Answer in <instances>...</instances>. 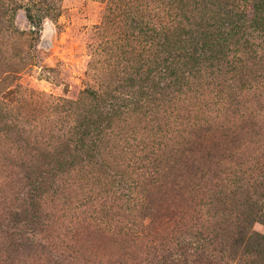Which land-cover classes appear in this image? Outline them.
<instances>
[{
  "label": "rangeland",
  "instance_id": "1",
  "mask_svg": "<svg viewBox=\"0 0 264 264\" xmlns=\"http://www.w3.org/2000/svg\"><path fill=\"white\" fill-rule=\"evenodd\" d=\"M242 7L0 0V264L251 260L264 37L211 53Z\"/></svg>",
  "mask_w": 264,
  "mask_h": 264
},
{
  "label": "trees",
  "instance_id": "2",
  "mask_svg": "<svg viewBox=\"0 0 264 264\" xmlns=\"http://www.w3.org/2000/svg\"><path fill=\"white\" fill-rule=\"evenodd\" d=\"M242 1L245 3V7L241 8L233 29L222 36L223 43L238 45V51L254 45L252 35L260 36L259 38L264 37V0ZM227 43H213L214 49L211 50V53L229 55L231 49ZM234 238H236L234 245L242 247L243 254H250L251 257L248 263L242 264H264V234L249 232L245 227H241L236 230ZM241 256L238 260L243 262V256Z\"/></svg>",
  "mask_w": 264,
  "mask_h": 264
}]
</instances>
